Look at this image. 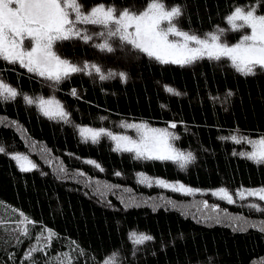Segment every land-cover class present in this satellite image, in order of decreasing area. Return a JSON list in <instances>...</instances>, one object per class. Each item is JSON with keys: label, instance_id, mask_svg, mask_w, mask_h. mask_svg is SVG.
Returning a JSON list of instances; mask_svg holds the SVG:
<instances>
[{"label": "trees", "instance_id": "trees-1", "mask_svg": "<svg viewBox=\"0 0 264 264\" xmlns=\"http://www.w3.org/2000/svg\"><path fill=\"white\" fill-rule=\"evenodd\" d=\"M80 2L85 11L100 3L134 11L148 0ZM163 2L180 6L182 15L175 23L199 35L217 26L227 28L224 17L237 6H256L257 14L264 15V0ZM88 27L90 32L100 30ZM221 39L232 43L237 36L230 33ZM102 42L74 39L57 43L54 50L74 64L94 63L105 74L123 72L126 80L117 75L101 81L95 73H76L53 84L19 65L0 61V80L18 92L13 100L0 98V118L6 120L0 124V147L4 148L0 152V264H57L64 257V264H103L113 253L118 264H255L264 256V232L258 228L237 230L206 223L164 206L125 208L111 195L100 200L70 180H57L46 164L22 171L14 162L12 153H26L18 126L28 139L60 157L67 169H82L141 194L156 193L138 185L141 174L199 190L264 188V165L238 155L250 151V146L230 139L264 136V72L244 76L224 60L202 59L183 67L161 64L121 46L118 39L110 41L115 49L111 53L93 47ZM119 50L135 60L115 54ZM166 86L179 95L166 91ZM24 95L35 102L27 104ZM48 96L61 103L70 122L40 112L36 98ZM128 122L169 129L178 137L173 146L191 152L194 159L184 168L171 161L135 159L133 153L115 151L107 137L98 143L86 142L78 131L91 127L122 132L121 124ZM256 204L264 208V202ZM250 213L264 218V211ZM24 217L33 222L27 225V236L12 226ZM44 230L53 233L49 243L26 259L36 235ZM132 232L153 239L134 245L129 239Z\"/></svg>", "mask_w": 264, "mask_h": 264}, {"label": "snow or ice", "instance_id": "snow-or-ice-1", "mask_svg": "<svg viewBox=\"0 0 264 264\" xmlns=\"http://www.w3.org/2000/svg\"><path fill=\"white\" fill-rule=\"evenodd\" d=\"M181 15L180 6L169 8L163 0H148L140 11H131L129 8L118 11L114 5L106 6L103 3L85 11L80 0H0V61L19 65L28 73H33L53 84H59L76 73L86 75L95 73L101 81L117 75L126 80V74L123 72L115 73L109 70L105 74L94 63L85 61L83 65L74 64L61 58L54 50L57 43L64 41L78 39L88 43L98 38L103 42L93 44V47L102 52H113L115 49L110 41L118 39L121 46H130L131 50L161 64L183 67L202 59L217 62L224 60L228 62L229 67L244 76L255 75L257 70L264 72V15L257 14L256 6L247 9L235 7L225 17L227 28L217 26L215 31L205 33L203 37L179 28L174 21H178ZM88 26L100 30L90 32ZM244 29H249L250 32L241 35L236 43L222 42L221 38L227 32H241ZM166 91L179 95L167 86ZM71 94L75 96L76 90L73 89ZM17 95L15 88L0 80V98L8 101L15 99ZM23 99L29 105L35 102L28 95H24ZM36 100L45 116L59 118L65 123L70 122L69 114L54 97L48 99L38 97ZM121 127L134 130L137 138L114 134L104 128L80 127L79 131L86 142L90 139L92 143H98L101 137H107L115 143V151L134 153L135 159L171 161L177 163L180 168H184L194 159L191 152L184 153L173 146L172 141L178 137L167 128H153L143 122L122 123ZM175 127V123L170 125V128ZM230 139L237 144L250 145V151L240 152L238 155L258 165H264V136L252 139L233 135ZM3 151L4 148L0 147V152ZM12 158L20 163L22 171L30 170L29 167H25L23 163L25 161L31 168L35 167L25 156L14 155ZM141 176V183L148 179L143 174ZM156 183L183 191L185 194L193 192V189L182 184L169 185L163 180H157ZM212 194L230 204L235 202L233 194L224 188ZM235 195L241 200L255 197L264 202V188L243 189ZM205 206L207 207L206 203ZM249 207L264 211L259 204H250ZM20 215L23 216V213ZM31 223L33 222L24 217L21 224L25 226L23 228L18 226V230L27 236V225ZM261 231H264V227H261ZM52 235L50 232L49 239ZM129 239L134 245H141L153 237L132 232ZM41 250L31 249L25 258L31 259L33 251ZM57 264H64V261H58ZM103 264H118L117 254L113 253L103 261Z\"/></svg>", "mask_w": 264, "mask_h": 264}, {"label": "rangeland", "instance_id": "rangeland-1", "mask_svg": "<svg viewBox=\"0 0 264 264\" xmlns=\"http://www.w3.org/2000/svg\"><path fill=\"white\" fill-rule=\"evenodd\" d=\"M146 4L142 8H139L134 11L143 10ZM168 7L170 8L171 6H168ZM245 8L247 9L248 7H245ZM233 10L234 8L228 14H230ZM228 14H226V16ZM225 17H224V22H225ZM188 32L193 33L191 31H188ZM245 32H250V30L244 29L241 32H230L229 31L225 35H228L230 33L236 34L237 36L236 41L229 43L228 39L226 40L222 39V42L226 41L229 44H234L239 40L240 36L243 35ZM199 36L203 37L204 34H200ZM171 38L172 37H170V39ZM115 54H119L123 59L135 60L133 56L129 55V53L124 50H119ZM43 98L48 99V98H53V97L48 96V97H43ZM40 112L43 114L41 110ZM4 123H6V120L4 118H0V124H4ZM130 123H135V122H130ZM137 123H141V122H137ZM15 127L18 130L19 135H21V137L26 142V153H12L11 154L12 157L14 155H21V156L27 157V160L31 161V164L36 165L37 163L40 164V162L42 164H46L50 167V170L53 176L57 180H70L73 183L79 185L81 188H83L84 191L87 190L89 193H92L94 197L97 199L103 200V197L111 195L115 197L120 202V204L125 208L144 206V205L148 207L150 206L153 208H157L160 206L169 207V208L184 212L185 214L197 220H200L206 223H221V224L229 225L230 227H233L237 230H245L249 227H255L261 230V227H264V218L260 216L252 215L250 213V211L255 208L249 207V205L256 204V202L259 200L255 197H248L245 200H241L239 199L238 196L235 195V193L243 189H239V190L226 189L229 193L233 194V199L235 200L234 203L230 204L226 200L221 199L218 196L212 194L214 192H217L221 188L214 189V190H199V189L191 188L193 189V192L191 194H185L183 191L174 190L172 187H164V186L157 184L156 181L160 179H152L146 176L148 179L145 182L141 183L142 176H139L137 178L139 186H142L143 188H153L156 190V193L153 194L152 196L147 195V194H141L137 192L136 190H134L133 187L131 186H125V184H119V183H116V184L110 183L99 177L97 178L93 177L88 172H85L82 169H79V170L67 169L65 165L62 163L60 157L51 154L46 149H44V147L41 146L40 144H37L31 141L30 139H28L25 135H23L21 129L18 126H15ZM150 127H153V126H150ZM153 128H157V127H153ZM159 129H162V128H159ZM113 133L129 135V136H132L133 138H137L135 131L132 129L123 128L122 132L113 131ZM79 134H80V131H79ZM110 142L113 148H115V143L111 140ZM14 162L17 164L19 168H21L20 163H18L16 160H14ZM23 163L25 164V167H29L30 169H32L31 166L26 161ZM165 182L169 185H176V186L181 184L178 182H168V181H165ZM185 187L190 188L187 186ZM248 189H259V188H248ZM97 199L95 200L96 202H98ZM205 203L207 204V207L205 206ZM21 221H22V218H20L19 221L14 223L12 226H13V230H16L20 235H24L22 234L20 230H18V226L20 228H23L25 226L21 224ZM39 233L36 235L34 241L30 245L29 250L34 249V248L43 249L44 246L49 243V232L44 230V232H41V234ZM64 259L65 257L62 259L65 262ZM261 262H264V256L260 258L259 260L255 261V264H259Z\"/></svg>", "mask_w": 264, "mask_h": 264}]
</instances>
